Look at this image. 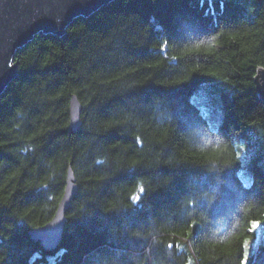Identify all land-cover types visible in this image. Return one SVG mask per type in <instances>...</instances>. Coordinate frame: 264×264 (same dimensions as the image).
Here are the masks:
<instances>
[{
    "label": "trees",
    "instance_id": "obj_1",
    "mask_svg": "<svg viewBox=\"0 0 264 264\" xmlns=\"http://www.w3.org/2000/svg\"><path fill=\"white\" fill-rule=\"evenodd\" d=\"M14 63L0 264H264V0H116ZM69 168L78 192L47 253L29 233L53 218Z\"/></svg>",
    "mask_w": 264,
    "mask_h": 264
},
{
    "label": "water",
    "instance_id": "obj_2",
    "mask_svg": "<svg viewBox=\"0 0 264 264\" xmlns=\"http://www.w3.org/2000/svg\"><path fill=\"white\" fill-rule=\"evenodd\" d=\"M116 0H0V97L17 77L16 53L37 36L62 38L78 19H88ZM258 98L264 104V70L253 79ZM82 107L76 96L69 101L68 131L81 127ZM78 192L71 168L67 170L65 188L51 221L29 233L30 241L44 252L58 249L66 225V215Z\"/></svg>",
    "mask_w": 264,
    "mask_h": 264
},
{
    "label": "rangeland",
    "instance_id": "obj_3",
    "mask_svg": "<svg viewBox=\"0 0 264 264\" xmlns=\"http://www.w3.org/2000/svg\"><path fill=\"white\" fill-rule=\"evenodd\" d=\"M191 102L195 105H197L200 109L201 114L206 117L209 114L210 109L208 108V101L210 100V97L208 96L207 93L204 92H195L191 98H190ZM241 160L243 162V168L247 166L248 164V159L245 160L241 157ZM240 177L241 180L243 182L244 185H248L249 183V179L248 176L246 174L245 170H241L240 171ZM257 230H259V226H256ZM262 239L264 240V225H262ZM252 241H254L253 239H247L245 242L246 245V251H247V255L252 251L253 247H252ZM246 263V261H245Z\"/></svg>",
    "mask_w": 264,
    "mask_h": 264
}]
</instances>
